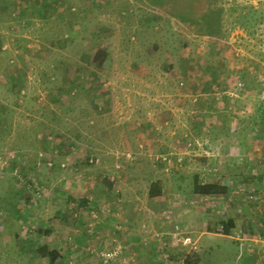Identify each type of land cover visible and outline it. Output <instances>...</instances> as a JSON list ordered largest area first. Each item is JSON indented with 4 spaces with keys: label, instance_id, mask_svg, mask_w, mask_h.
I'll return each mask as SVG.
<instances>
[{
    "label": "rangeland",
    "instance_id": "rangeland-1",
    "mask_svg": "<svg viewBox=\"0 0 264 264\" xmlns=\"http://www.w3.org/2000/svg\"><path fill=\"white\" fill-rule=\"evenodd\" d=\"M263 98L264 0H0V264H264Z\"/></svg>",
    "mask_w": 264,
    "mask_h": 264
},
{
    "label": "trees",
    "instance_id": "trees-1",
    "mask_svg": "<svg viewBox=\"0 0 264 264\" xmlns=\"http://www.w3.org/2000/svg\"><path fill=\"white\" fill-rule=\"evenodd\" d=\"M207 19V17H204ZM211 20L214 19V16L210 18ZM213 27H220L219 24L214 23ZM215 32H219V30L216 31H210V34H215ZM102 52L98 51L94 55V60H98L97 58L100 57ZM99 61V60H98ZM243 78V77H241ZM244 80V78L242 79ZM244 84V83H243ZM256 114L254 117L255 118V125H258L255 129L254 125L251 126V129L258 135H263L264 134V98L263 100L257 105L255 108ZM108 179V178H107ZM108 182V181H107ZM109 186H111V183L108 182ZM233 186V183H230V185L222 184L217 181H209V182H199L197 175H195V180L193 182V187L192 191L197 194V195H215V196H222V195H228L231 191V188ZM161 195V187L158 184L157 181L153 182L150 184L149 191H148V196L150 198H154L156 196ZM13 203L10 205L9 201H6L5 199L0 200V208L6 209L7 211H10L13 214H17L20 212L21 207H17L14 204V209L12 210ZM263 218H264V209L262 212ZM222 233L223 234H230L231 230L235 226V221L231 218H228L226 221H223L222 223ZM40 229H37V232H39ZM36 252L41 256V257H48L50 263H55V261L59 258V253L56 249H50L48 248L47 245H42L36 247ZM193 258V255L186 254L184 257V264H189V260Z\"/></svg>",
    "mask_w": 264,
    "mask_h": 264
},
{
    "label": "crops",
    "instance_id": "crops-1",
    "mask_svg": "<svg viewBox=\"0 0 264 264\" xmlns=\"http://www.w3.org/2000/svg\"><path fill=\"white\" fill-rule=\"evenodd\" d=\"M219 127H221V126H219ZM228 130H230L231 131V129L230 128H228ZM226 138H227V136H226ZM230 151H234V152H237V154H241V151H240V148H239V146H238V144H235L234 145V147H231V150ZM209 152V151H208ZM235 177H236V180L237 181H239V180H241L242 179V177L241 176H237V175H235ZM200 178V177H199ZM237 178H240V179H237ZM230 180L232 181L233 179L230 177ZM221 183V182H220ZM222 184H226V185H230V183H222ZM109 185V184H108ZM234 185H238V184H236V183H233V186H232V188H231V191H230V193L229 194H231V193H234V188L235 187H237V186H234ZM110 187V186H109ZM192 194L195 196V197H200V198H202V199H206V200H210V199H214V198H221V196L220 197H216V196H214V195H197V194H195L193 191H192ZM228 194V195H229ZM99 197H102L103 198V195L102 194H96V201H97V198H99ZM157 198L158 197H163V195H162V191H161V195H159V196H156ZM103 201V200H102ZM196 201H198L197 199H194V200H192L191 202H193V203H196ZM193 206H194V204H193ZM196 208H198V205H197V207ZM207 208H210L211 210H212V212H215V213H217V214H224V216L225 215H227V209H223V207H218V205H214L212 202H210L209 204H207V207H203V210L204 211H207L208 209ZM239 209L237 208L236 209V213H235V216L237 217V216H239V214L240 213H238L239 211H238ZM204 215L205 216H207L208 215V212H204ZM177 216H178V218L180 217V214L178 215L177 214ZM234 216V214H230V215H228L227 216V218L225 219V220H223V221H226L228 218H231V219H233L234 221H235V226H236V222L238 221L237 219H236V217ZM244 219V218H243ZM125 220H127V219H125ZM176 220V219H175ZM183 223H181L180 225L181 226H183L182 225ZM235 226H234V228L233 229H235ZM232 229V230H233ZM241 231V230H240ZM210 233H212V230H210L209 228H206L204 231H202L201 232V237H203L204 238V240H207V238H209L210 237ZM218 235L220 234V233H217ZM225 236H226V234H225ZM228 236H232L231 235V233L230 234H228ZM254 238V237H253ZM252 238V240H257V239H253ZM246 239H251V238H246ZM131 240V239H130ZM129 240V248H128V252L127 253H129V250H131L133 247H135L134 245H133V243L131 242ZM241 245L243 246V247H246V245H249V248H247L248 250H249V256L250 257H254V258H256V260H257V263H260V256L258 255V252H257V248L256 247H254L253 245L251 246V244L250 243H248V242H244V243H241ZM207 246V248H206V250H204L203 249V251L200 253V254H205L206 256L208 255V253L212 250L211 249V247H210V245H206ZM248 247V246H247ZM243 249V248H242ZM197 252V251H196ZM244 252H245V250H244ZM126 253V254H127ZM147 254H150L149 252H147ZM146 254V255H147ZM189 255H193V258H191L189 261V264H195V263H198L199 261L200 262H203L204 260H205V258L202 260L201 259V255L200 254H198V255H196V257H195V253H188ZM143 255L142 257H145L144 259H142L141 260V258L139 259V261H138V263H135V264H152V262H151V260H152V258H148V256L149 255ZM186 256V255H185ZM184 256V257H185ZM200 258V259H199ZM184 259V258H183ZM98 261H99V259H98ZM98 264H99V262H98ZM183 264H184V261H183Z\"/></svg>",
    "mask_w": 264,
    "mask_h": 264
},
{
    "label": "built area",
    "instance_id": "built-area-1",
    "mask_svg": "<svg viewBox=\"0 0 264 264\" xmlns=\"http://www.w3.org/2000/svg\"><path fill=\"white\" fill-rule=\"evenodd\" d=\"M202 144H203V143H202ZM126 156H127V158H130V157H131L130 153H127ZM156 159H157L158 161H165V162H167V163H170V162H171L170 157H166V156H163V155H158V156H156ZM93 160H96V162H97V161H98V158H97V157H96V159H94V158H92V157H89V158H88V161H89V162H92ZM0 161H1V158H0ZM2 162L5 163L4 160H2ZM48 164L50 165L51 162H49ZM61 165L64 166V163H62ZM247 198H248L250 201H254V202L259 201V200H262L261 195H259V194H255V193H254V194H251V195H248ZM240 233H241V231H240ZM183 243H191L190 238H189V237H185V238L183 239Z\"/></svg>",
    "mask_w": 264,
    "mask_h": 264
}]
</instances>
